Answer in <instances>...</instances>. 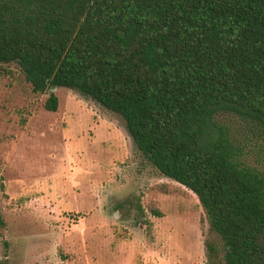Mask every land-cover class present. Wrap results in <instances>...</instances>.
Here are the masks:
<instances>
[{"label":"trees","instance_id":"16d2710c","mask_svg":"<svg viewBox=\"0 0 264 264\" xmlns=\"http://www.w3.org/2000/svg\"><path fill=\"white\" fill-rule=\"evenodd\" d=\"M11 62L35 93L66 87L120 116L142 157L197 196L223 264H264V171L211 132L232 112L264 135V0H0ZM57 104L49 92L44 108Z\"/></svg>","mask_w":264,"mask_h":264},{"label":"rangeland","instance_id":"374dc122","mask_svg":"<svg viewBox=\"0 0 264 264\" xmlns=\"http://www.w3.org/2000/svg\"><path fill=\"white\" fill-rule=\"evenodd\" d=\"M219 128L264 171L254 125L221 112ZM0 215V263L223 264L197 196L142 157L120 116L66 87L33 92L13 62L0 63Z\"/></svg>","mask_w":264,"mask_h":264},{"label":"water","instance_id":"95a60500","mask_svg":"<svg viewBox=\"0 0 264 264\" xmlns=\"http://www.w3.org/2000/svg\"><path fill=\"white\" fill-rule=\"evenodd\" d=\"M55 88H56V87H54V86H51V87H50L51 90H54Z\"/></svg>","mask_w":264,"mask_h":264}]
</instances>
